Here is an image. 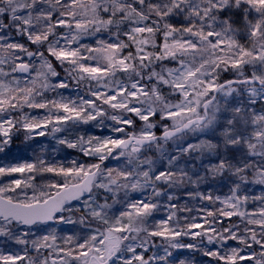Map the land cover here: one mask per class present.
Wrapping results in <instances>:
<instances>
[{"label":"snow or ice","instance_id":"obj_1","mask_svg":"<svg viewBox=\"0 0 264 264\" xmlns=\"http://www.w3.org/2000/svg\"><path fill=\"white\" fill-rule=\"evenodd\" d=\"M0 264H264V0H0Z\"/></svg>","mask_w":264,"mask_h":264},{"label":"trees","instance_id":"obj_2","mask_svg":"<svg viewBox=\"0 0 264 264\" xmlns=\"http://www.w3.org/2000/svg\"><path fill=\"white\" fill-rule=\"evenodd\" d=\"M40 114L42 115L43 112L41 111ZM81 130H87V131L94 133V134H97L96 132H98L99 134H104V135L108 134L106 131L101 132L100 130H98L94 127L87 126V125L83 126V128ZM22 140H23V135H21V137L19 139L14 141L13 146H12L13 149L23 148ZM38 141L42 142L45 145L47 153H48V158H50V159L55 158L57 160H67V158H68L67 154L68 153H74L75 155H77V157H79L78 154L74 150L63 148L62 146L57 145L56 142L51 137H48V138L39 137ZM53 148H56L57 151L52 152ZM19 155H22L25 159H28V158H30L31 153L30 152H28V153L21 152V154H19ZM75 155H74V157H75ZM255 189H257V188H255Z\"/></svg>","mask_w":264,"mask_h":264},{"label":"rangeland","instance_id":"obj_3","mask_svg":"<svg viewBox=\"0 0 264 264\" xmlns=\"http://www.w3.org/2000/svg\"><path fill=\"white\" fill-rule=\"evenodd\" d=\"M74 94V93H73ZM43 115V114H42ZM97 134H99L98 132H96ZM17 149L18 148H16V149H13V153H16V154H21V152H17ZM20 149H22V148H20ZM74 153H68L67 154V156H68V158H67V160L68 159H79V157H77V155H75V157H74ZM255 191H256V193L258 194L259 192H260V189L259 188H257V189H255Z\"/></svg>","mask_w":264,"mask_h":264}]
</instances>
